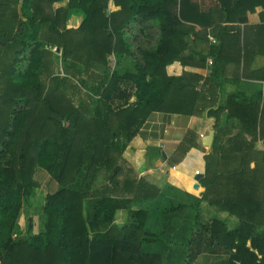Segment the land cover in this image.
I'll list each match as a JSON object with an SVG mask.
<instances>
[{
    "label": "trees",
    "instance_id": "trees-1",
    "mask_svg": "<svg viewBox=\"0 0 264 264\" xmlns=\"http://www.w3.org/2000/svg\"><path fill=\"white\" fill-rule=\"evenodd\" d=\"M110 1L117 9H108ZM61 2L66 5L53 6ZM256 6L264 7V0H217L207 11L195 0L20 1V16L30 33L10 61H2L0 71V264H193L203 243L229 251L236 247L234 257L242 264H264V229L251 239L257 253L245 247V253H240L235 242L240 229L229 228L216 218L202 223L199 210L212 185H232L234 197L220 198L218 208L248 226L264 224L256 217L263 209L258 188L264 185V151L256 145L264 137V99L261 103L231 92L218 99V108L197 105L207 98L217 101L212 87L205 86L221 83L217 75L223 67L217 59L224 46L223 35L245 22L246 13ZM75 11L81 14V21L68 27L66 22ZM2 18L6 28L12 21ZM137 25L142 26L147 44L156 40V47L139 49L134 56L128 33ZM195 25L202 29L196 31ZM208 27L219 44L213 39L210 46L213 60L209 78L204 79V93L197 92L199 75L192 74L197 78L191 84V94L179 97L176 91L182 93L184 81L165 72L175 59L170 45L189 34L195 38L207 35ZM46 45L60 47L65 70L74 71L79 85L87 90L85 97L94 100L92 106L85 104V99L75 106L72 97L63 92L69 75L51 76L48 84L42 81L52 53ZM111 54L117 62L123 55L131 56L132 67L122 73L111 71L107 60ZM111 87L127 93L125 103L114 109L106 107ZM168 103L179 106L170 112L214 119L215 134L201 179L205 191L200 199L190 195L187 203L168 199L161 204L157 199L150 209L132 208L143 196L129 198L117 190L151 184L131 178L130 168L118 162V157L125 140L135 134L146 115L164 110ZM185 142L177 148L183 154ZM250 162H254L252 168ZM36 168L45 170L59 188L45 196L44 228L13 238L12 234L19 232L16 220L22 200L38 186ZM99 175H103V186L87 198L84 214L85 194ZM196 176L190 185L197 183ZM186 209L194 214L189 232L184 237L168 234L177 223L175 220L164 229L165 218L171 213L180 217ZM119 210L127 213L123 223H115Z\"/></svg>",
    "mask_w": 264,
    "mask_h": 264
},
{
    "label": "crops",
    "instance_id": "crops-1",
    "mask_svg": "<svg viewBox=\"0 0 264 264\" xmlns=\"http://www.w3.org/2000/svg\"><path fill=\"white\" fill-rule=\"evenodd\" d=\"M195 1L198 2L202 11H207L217 4V0ZM3 2L5 1H0V4ZM110 2L112 3V1ZM114 9H117V7L113 5L110 10ZM237 25L239 26L223 35L224 43L222 44L224 46L217 59L218 64L219 61L222 63L218 66L223 67V70L219 71L217 75V80L220 78L221 83L212 82L207 83L206 86L204 85L205 87H212L214 90L212 96L215 95L217 101L211 102L208 101V98L205 101L199 100L197 105L201 108H218V102H220L218 99L231 92L242 94L248 99L260 100L261 103L264 99V7L256 6L253 11H248L245 22L237 23ZM70 27H74V25H70ZM141 29L142 26L137 25L128 33L130 37L128 39L129 46L133 49L134 56L138 55L139 49L156 47V40H151V43L147 44V39ZM148 29H144L146 36ZM200 29L202 28L199 25H195L196 31ZM212 31V27H208L207 35L203 33L195 38L192 34H189L184 37V40H175L172 43L173 45H170V52H173V49L175 50V59L166 65L165 72L168 76L180 77L184 81L182 93L179 90L176 91L179 97L181 94L183 96L191 94V84L193 79L197 78L193 77L192 74L199 75L195 88L197 92L202 94V88H205L203 86L204 79L209 78L213 60V52L210 50V46L213 43L219 44V40L213 36ZM152 34L157 35V32L152 30ZM212 39L215 42L212 43ZM176 52H179L178 55ZM111 58H113L114 64L112 70L122 73L125 69L132 67L133 58L131 56L123 55L118 62L114 54ZM201 58H204V60L202 61ZM111 90L107 94L106 107L114 109V106L118 103H125L127 93H119L116 87H111ZM117 94L120 96L117 97ZM94 97L98 98L97 95ZM130 99H132V96ZM181 107L190 108L183 104H181ZM167 108L149 112L138 126L135 134L125 140V148L118 157V162L124 163V167L130 168L128 175L131 178L151 184L132 185L130 189L117 190L119 194L121 193L129 198L143 196V198H140L141 200L133 202L132 208L150 209L157 199L161 204H165L168 199L173 201L182 200L187 203L191 196L200 199L205 191L201 179L206 174L205 155L211 151L212 145L210 147L204 145L203 140L210 130H214V119L204 114L170 112L169 109L179 108L175 103H172V105L168 103ZM185 139L186 142L183 147L187 150L183 154L182 149L177 150V148ZM256 147L258 150L264 151V137L258 139ZM253 166L254 162H250V167ZM225 167L227 168L228 165H225ZM195 174L202 176L197 179L196 184L194 182L190 185L189 182ZM52 181L56 185L35 187L32 195L22 200L16 220L19 232H14L12 234L13 238L26 237L30 233L39 232L42 226L44 228L45 214L42 209L45 196L59 188L57 182L53 179ZM101 186L103 185L88 187L89 192L85 194L86 198L84 197L83 200L84 214L87 198H90V194ZM233 188L232 185H212L208 197L200 201V221L209 223L216 218L225 222L229 228H239L240 237L236 238L235 242L239 245L240 253L241 251L245 253L244 247L257 253V248L253 249L251 246V239L262 232L264 224L248 226L241 223L236 215L220 210L217 206L220 198L234 197L235 191L230 193ZM258 190V198H262L263 209L261 213L257 214L261 216L256 217L264 222V185L260 186ZM193 217L194 214L190 209H186L180 217L177 213H171L165 218L163 228L167 229L170 223L176 220L177 224L168 231V234L184 237L186 232L190 230L189 224L190 221L192 222ZM126 219V211L119 210L115 223H123ZM156 227L162 229L159 224ZM242 241L244 246L241 245ZM235 253L236 247L229 251L225 250L223 246L208 247L207 244L203 243L200 245L199 254L196 257L200 256L204 259L207 255L208 258L205 257V261L214 262L212 264H242L234 257ZM213 255H216V257ZM167 257L170 256L167 255ZM214 257L215 259L212 260Z\"/></svg>",
    "mask_w": 264,
    "mask_h": 264
},
{
    "label": "rangeland",
    "instance_id": "rangeland-1",
    "mask_svg": "<svg viewBox=\"0 0 264 264\" xmlns=\"http://www.w3.org/2000/svg\"><path fill=\"white\" fill-rule=\"evenodd\" d=\"M5 1L1 3L0 5V13L4 15H0L3 17L2 19L10 20L11 23L8 24L6 28H3V23L0 22V71L3 67V62L10 61L12 58L13 52L20 48L22 46L21 40L26 39L28 34L30 33L29 26L25 23L24 19L20 16V1L21 0H0ZM66 5V2L61 3H55L53 6H63ZM113 7V4L109 2L108 9H111ZM12 16H15L14 18ZM81 21V14L77 11L71 12L69 19L66 22V25L70 27V25H74L76 27ZM72 23V24H71ZM46 48H49L52 50L51 55L49 56V62L46 66V69L44 73H42L41 79L45 84H48L49 77L51 76H58V77H66V75H69L67 78L68 83L65 84V87L63 88V92L66 95H70L72 97V104L78 105V103L81 101V99H85V104H89V106L94 104V100H89L85 96L88 94L87 90L79 85L77 81V76L75 77L73 70L66 71L64 68V65L60 59V47H50L49 45L45 46ZM7 52V53H6ZM6 53V54H5ZM111 55L107 56L108 60V67L110 70H112L113 64V58H111ZM23 57H21V63L19 65L22 66V60ZM98 69H100L98 67ZM83 78H87L86 75H83ZM76 87L81 88V91L79 92L76 90ZM92 108V107H91ZM47 175V176H46ZM34 178L36 179V182L39 186H45V185H56L52 181V179L48 176L47 172L44 171L41 168H36L34 172ZM104 183L103 175H99L97 181L95 182V185H101ZM39 224H41L39 222ZM202 243V242H201ZM216 257V255H213ZM205 257L208 258L207 255ZM204 259L200 258V256L196 257L193 264H209L214 262H206ZM215 257L212 259L214 260ZM207 260V259H206Z\"/></svg>",
    "mask_w": 264,
    "mask_h": 264
},
{
    "label": "water",
    "instance_id": "water-1",
    "mask_svg": "<svg viewBox=\"0 0 264 264\" xmlns=\"http://www.w3.org/2000/svg\"><path fill=\"white\" fill-rule=\"evenodd\" d=\"M213 136H214V130H210L206 138L203 140V144L210 147L213 142ZM201 176L202 175H197L196 179H199Z\"/></svg>",
    "mask_w": 264,
    "mask_h": 264
},
{
    "label": "built area",
    "instance_id": "built-area-1",
    "mask_svg": "<svg viewBox=\"0 0 264 264\" xmlns=\"http://www.w3.org/2000/svg\"><path fill=\"white\" fill-rule=\"evenodd\" d=\"M212 41H214V40L212 39Z\"/></svg>",
    "mask_w": 264,
    "mask_h": 264
}]
</instances>
